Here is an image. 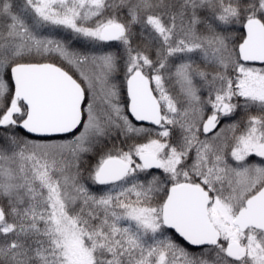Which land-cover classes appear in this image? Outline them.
Instances as JSON below:
<instances>
[{"label":"snow or ice","instance_id":"obj_1","mask_svg":"<svg viewBox=\"0 0 264 264\" xmlns=\"http://www.w3.org/2000/svg\"><path fill=\"white\" fill-rule=\"evenodd\" d=\"M0 264H264V0H0Z\"/></svg>","mask_w":264,"mask_h":264},{"label":"trees","instance_id":"obj_2","mask_svg":"<svg viewBox=\"0 0 264 264\" xmlns=\"http://www.w3.org/2000/svg\"><path fill=\"white\" fill-rule=\"evenodd\" d=\"M14 3L17 4V5L22 4L23 0H14ZM134 30L138 31V29H134ZM229 31L234 36H236L238 38L242 34L243 29L239 25H237L235 27L230 28ZM44 34H46V35L49 34L48 30H44ZM51 34L54 35L56 38L62 40L66 45H68L70 50L76 51V52H79V53L88 54L91 51H94L95 49L101 47V44H98V43L94 44L93 42H90V41H88L86 39L76 38L68 30H65V29H58V30L54 29V30H52ZM108 43H111L112 45H116V44L118 45L119 44V42H115V41L108 42ZM136 43H139L138 39H137ZM111 49H112V51L123 53V46L122 45L119 46V47H111ZM38 59H40L41 62H53V63H56V64L62 66L63 68L67 69L70 73H72L76 77L75 70L70 66V64L67 61L63 60L58 54H55V53L48 54V55H46V57L38 58ZM257 66H260V65H257ZM124 73H125V70H124V67H123V62L121 61L119 69L116 71V74H118L119 76H123ZM166 86L169 88V90H170L172 95H174V96L178 95V93H179V85L176 84V82L174 80L171 81V82H166ZM197 86L201 87L199 82H197ZM121 95H122V101H123L124 106H125L124 114L129 116L128 111H127V101L128 100H127V95H126L125 85L124 84H122ZM201 95H202V98H206V96H207L206 89L201 88ZM241 103H242V101H241ZM253 114H259L258 110L254 109L253 110ZM242 116H243V111L238 109L237 114L231 120L230 119H223L221 121L220 127H223L225 124L232 123L234 120H239V119H241ZM129 119L132 120L130 116H129ZM132 122L137 127H151V126H147V125H139V124L135 123L133 120H132ZM21 135H24V133L21 132ZM31 138H33V137H31ZM64 138L65 139H71L70 136L69 137H64ZM132 142H133L132 140H125L123 137L120 136L119 133H117L116 136L113 139L102 141L101 146L96 148L92 154H88V155L84 156V160L87 161V165L88 166H91V165L95 164L97 159L99 158V156L104 151H106L107 149L111 148L113 144H117V145H120L121 147H124L125 144H130ZM125 150H127V149L125 148ZM150 171H152L154 174H159L161 170H150ZM85 183H89V182L85 181ZM90 186L93 188V190H96L98 187L99 188L103 187V186H93V185H90ZM181 242L183 243V241H181ZM190 251H199V249L190 248Z\"/></svg>","mask_w":264,"mask_h":264},{"label":"rangeland","instance_id":"obj_3","mask_svg":"<svg viewBox=\"0 0 264 264\" xmlns=\"http://www.w3.org/2000/svg\"><path fill=\"white\" fill-rule=\"evenodd\" d=\"M116 45H117V44H116ZM102 51H112V49H111V48H108V47H103V46L101 45L100 48H97V49H95L94 51H91L90 53H96V54H98V53H100V52H102ZM70 66L75 70L77 79L82 83L83 86H85L84 81L81 80V77H80V75H79V70H77V69H76L75 67H73L72 65H70ZM255 66H257V65H255ZM257 67H259V66H257ZM82 70H83L85 73L89 74V75L94 74V70L92 69V67H91L90 64H85V65H83V66H82ZM125 80H126V79H125V73H124L123 76H119L118 74H116V72H114V73L111 75V77H109V84H114V85H116L117 88H118V90H119V103H120L121 105H123V108H125V106H124V103H123V101H122L121 90H122V84L125 85ZM102 87H103V86H102L100 83H98V82H96V83L94 84V89H95V93H96V100H97V110H98L99 112H101V113H102L103 111L107 110V105L105 104V101H104V95H105V93H104V91L101 90ZM86 96H87V98L91 99V97H92V92H91V91H86ZM81 130H82V129H81ZM251 162H253V163H259V162H260V158H258V157H252V158H251Z\"/></svg>","mask_w":264,"mask_h":264},{"label":"water","instance_id":"obj_4","mask_svg":"<svg viewBox=\"0 0 264 264\" xmlns=\"http://www.w3.org/2000/svg\"><path fill=\"white\" fill-rule=\"evenodd\" d=\"M50 63H52V62H50ZM55 64H56V63H55ZM56 65L59 66V67H61V66L58 65V64H56ZM257 65H258V64H257ZM62 68H63V67H62ZM64 70L67 71L65 68H64ZM68 72H69V71H68ZM69 73H70V72H69ZM70 74H71V73H70ZM71 75H72V74H71ZM73 77H74V76H73ZM74 78H75V77H74ZM82 86H83V85H82ZM125 89H126V94H127V85H126V81H125ZM127 98H128L127 110H128V113H129L130 117L132 118V120H133L134 122L138 123V124L149 125V126H151L149 122L136 121L135 118L131 116V114H130V109H129L130 98L128 97V95H127ZM33 138H34V137H33ZM154 170H156V169H154ZM193 248H195V247H193Z\"/></svg>","mask_w":264,"mask_h":264}]
</instances>
